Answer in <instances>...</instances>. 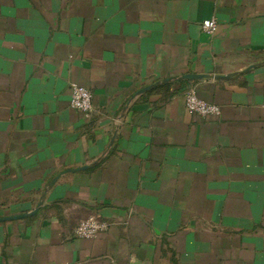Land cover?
Masks as SVG:
<instances>
[{
	"label": "crops",
	"instance_id": "0c3cea01",
	"mask_svg": "<svg viewBox=\"0 0 264 264\" xmlns=\"http://www.w3.org/2000/svg\"><path fill=\"white\" fill-rule=\"evenodd\" d=\"M186 74L232 76L134 97ZM59 175L0 222V264H264V0H0V217Z\"/></svg>",
	"mask_w": 264,
	"mask_h": 264
},
{
	"label": "built area",
	"instance_id": "2783aa9c",
	"mask_svg": "<svg viewBox=\"0 0 264 264\" xmlns=\"http://www.w3.org/2000/svg\"><path fill=\"white\" fill-rule=\"evenodd\" d=\"M217 23L214 19L205 20L200 24V30L206 35H212L216 30ZM184 103L190 113L201 116L218 115L220 109L215 104L207 103L199 99L193 90L184 95ZM70 106L82 113L89 114L93 110L91 92L80 85H70ZM108 229V224L100 221L97 217H89L75 227L74 235L78 239H92L99 233Z\"/></svg>",
	"mask_w": 264,
	"mask_h": 264
},
{
	"label": "water",
	"instance_id": "95a60500",
	"mask_svg": "<svg viewBox=\"0 0 264 264\" xmlns=\"http://www.w3.org/2000/svg\"><path fill=\"white\" fill-rule=\"evenodd\" d=\"M251 68H253V66L250 67L249 69H251ZM249 69H247V70H249ZM230 76H232V75H196V74H186V75H183V76L178 77V78H175V79H165V80L156 82L153 85L144 87V88L140 89L139 91H137L135 93L134 97L137 96V95L146 93L148 91H151V90L155 89L158 86L166 85V84H168L170 82H173V81H181V80L192 81V80H207V79H227ZM86 168L87 167H80V168H77V169H72V170L64 171L62 174L66 173V172L80 171V170H84ZM59 177H60V175L57 176V177H55L49 183L48 188L45 190L44 194L41 197L40 202L38 203L37 207L33 211L28 212V213H24L22 215H16V216H10V217H0V222L15 221V220H19V219H22V218H25V217L34 215L38 211V209L42 206V203L44 201V198H45V195H46L48 189L52 187V185L56 182V180Z\"/></svg>",
	"mask_w": 264,
	"mask_h": 264
}]
</instances>
